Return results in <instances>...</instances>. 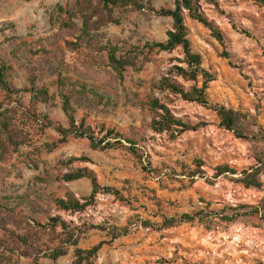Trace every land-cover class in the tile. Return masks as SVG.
I'll return each mask as SVG.
<instances>
[{
    "label": "rangeland",
    "instance_id": "1",
    "mask_svg": "<svg viewBox=\"0 0 264 264\" xmlns=\"http://www.w3.org/2000/svg\"><path fill=\"white\" fill-rule=\"evenodd\" d=\"M79 1L0 0V67L7 68L12 89L0 88V264H74L76 246L67 243L73 232L81 248L104 243L94 264H264V5L219 0L218 9L202 0L226 48L186 17L192 48L215 78L209 100L247 115L245 137L222 128L214 110L173 95L174 114L201 126L172 137L153 131L147 103L164 99L156 89L164 76L187 89L194 82L170 74L184 65L181 47H146L167 40L172 18L117 9L118 23L92 31V40L75 47L70 43L79 41L82 29ZM141 1L157 10L175 6V0ZM113 47L131 61L123 78L110 63ZM82 84L89 91L77 94ZM32 88L47 90L37 104L27 91ZM62 93L73 96L77 124L84 120L110 147L94 149L88 138L75 136L61 141L57 126L70 128ZM73 157L87 160L68 163ZM220 166L236 173L220 174ZM255 167L263 168L262 186L246 187L243 171ZM78 168L93 170L124 200L99 194L84 211L58 209L57 198L92 193L88 178L62 179ZM186 213L195 219L165 227L166 218ZM57 216L72 229L53 228ZM58 248L63 254L53 259Z\"/></svg>",
    "mask_w": 264,
    "mask_h": 264
},
{
    "label": "trees",
    "instance_id": "2",
    "mask_svg": "<svg viewBox=\"0 0 264 264\" xmlns=\"http://www.w3.org/2000/svg\"><path fill=\"white\" fill-rule=\"evenodd\" d=\"M213 4L216 8L220 9L219 0H205ZM264 5V0H254ZM79 12L82 18L81 35L78 42L70 43V45L81 46V43L86 40H92V31L101 29L102 26L109 23H118V20L114 17L115 11L119 10H142L149 9L156 12L160 16L171 17L173 20V28L167 32V40L161 42H148L146 47L150 51L157 49L158 51L172 52L177 48H182L185 54V58L180 62L184 65H174L170 70V74H175L177 77L182 78L187 82H194L189 89L183 84L179 83L170 76H164L156 84V89L164 96L163 98L155 97L147 103L149 110L152 113L151 127L156 133L167 132L172 137H176L179 134L187 131L198 130L201 124L192 125L178 118L173 110L170 108L171 99L170 96L181 97L188 102H196L204 107L214 110L219 119L220 126L226 130L233 131L240 137H245L243 124L247 119V115L237 111L233 108H229L219 103H212L209 100L208 89L210 83L215 80L214 76L203 67V58L201 54L195 52L192 48L191 41L189 39V30L186 25V17H190L209 28L212 35L220 42L223 48H226V39L222 30L211 21L205 14L202 6V0H175V6L173 8H161L157 10L148 1V5L144 4L141 0H80L78 2ZM109 49V48H107ZM224 55L229 58V53L224 52ZM110 63L114 70L117 72L120 78H123V73L130 65L131 61L126 58H119L117 56V48H110L109 53ZM6 67H0V88L6 92H11L12 89L7 80ZM202 79V80H201ZM64 85L63 80H59ZM202 83L201 85L199 83ZM32 93V101L34 104L39 103L47 95V90L44 88H32L28 89ZM89 91L88 86L82 84L80 92L77 94L85 93ZM98 97H101L96 92ZM103 99V97H102ZM63 109L70 122V128L66 129L62 126H57V131L63 135L62 142H66L70 136L88 138L91 142V146L94 149L110 147L111 144L102 146L103 140H97L94 131L86 126V122L82 120L80 124H77V120L74 112L73 96L71 94L62 93ZM54 125L53 122H50ZM7 126H4L6 128ZM7 129V128H6ZM264 129L260 127V132L263 133ZM114 130H109L108 134L112 135ZM119 135V134H117ZM133 142V141H132ZM136 144V142H134ZM3 149H7V145L2 143ZM76 160H87V158L73 157L68 160V163H72ZM219 173L232 172L236 173V170L231 169L228 166H220L218 168ZM263 172V168L255 167L251 172L243 171V182L246 187H261L262 181L260 175ZM83 178H88L91 181L92 193L85 198L79 199L73 193L67 194L66 198H57L56 204L58 209L66 212H81L95 203L99 194H113L118 198L124 200V196L121 192L114 187L103 186L99 182L97 174L89 168H78L66 172L62 179L68 182L77 181ZM195 219L190 214H183L180 218H166L165 227H173L178 223L184 221H190ZM51 225L53 228L61 226L64 231H70L71 225L61 218V216L51 218ZM127 232V230H124ZM123 232L116 234L115 238L122 235ZM74 232L70 233V238L67 243L75 245L76 261L74 264H94L98 257L99 251L103 246V242L93 246L90 249H84L78 246L79 239H73ZM63 254V249H56L50 257L57 259Z\"/></svg>",
    "mask_w": 264,
    "mask_h": 264
}]
</instances>
